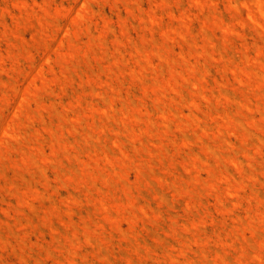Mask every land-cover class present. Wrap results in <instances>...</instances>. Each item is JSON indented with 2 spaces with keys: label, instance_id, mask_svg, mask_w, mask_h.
Masks as SVG:
<instances>
[{
  "label": "rangeland",
  "instance_id": "1",
  "mask_svg": "<svg viewBox=\"0 0 264 264\" xmlns=\"http://www.w3.org/2000/svg\"><path fill=\"white\" fill-rule=\"evenodd\" d=\"M256 2L0 0V264H264Z\"/></svg>",
  "mask_w": 264,
  "mask_h": 264
},
{
  "label": "bare ground",
  "instance_id": "2",
  "mask_svg": "<svg viewBox=\"0 0 264 264\" xmlns=\"http://www.w3.org/2000/svg\"><path fill=\"white\" fill-rule=\"evenodd\" d=\"M256 1H257L256 3H257V9H258V10L257 9L256 10H257V12L259 11L258 14L260 13L261 17H262L264 15V7H262V6H264V4H261V2L263 3L264 1H262V0H260V1L256 0ZM253 6H254V2H253ZM254 10L255 9L253 8L252 11H254ZM250 12H251V10H250ZM257 12H255V13H257ZM251 13H253V12H251ZM253 18H254V15H253ZM262 18H264V16ZM254 19H256V18H254Z\"/></svg>",
  "mask_w": 264,
  "mask_h": 264
}]
</instances>
